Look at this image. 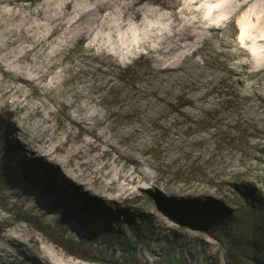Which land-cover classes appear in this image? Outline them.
I'll return each mask as SVG.
<instances>
[{"label":"rangeland","instance_id":"obj_1","mask_svg":"<svg viewBox=\"0 0 264 264\" xmlns=\"http://www.w3.org/2000/svg\"><path fill=\"white\" fill-rule=\"evenodd\" d=\"M0 114L15 162L39 157L65 186L161 224L100 246L68 240L65 223L50 232L0 209L1 249L16 241L40 264H249L230 253L238 229L226 218L206 211L186 223L157 201L234 209L235 185L264 194V0H0ZM18 193L6 194L55 217L39 190V208Z\"/></svg>","mask_w":264,"mask_h":264},{"label":"trees","instance_id":"obj_2","mask_svg":"<svg viewBox=\"0 0 264 264\" xmlns=\"http://www.w3.org/2000/svg\"><path fill=\"white\" fill-rule=\"evenodd\" d=\"M95 4L94 6L97 7V3ZM12 131L7 116L0 114V192L2 194L1 199H3L0 202V209L12 217V221L20 219L27 222L32 219L35 224L37 222V225L50 229V232L62 228V223H65L69 230L74 231V234L68 232V240L74 239L75 236H83L89 239L97 238L99 239L97 243L100 246H110L113 241L122 240L123 237L130 238V235L126 234L127 229H141L146 220L156 223L161 228L155 213L138 209L130 211L129 215L123 217L121 210L112 211L103 202L80 191L78 187L65 186L58 178L56 166L39 157H19L18 161L15 162L14 157L18 156L16 153L19 145H14L9 137ZM239 133H241L240 130ZM63 182L67 181L63 179ZM234 187L237 200L230 202L236 205L234 209H228L219 201L211 198L199 200L197 198L170 196L162 202L156 196L151 198L158 200L161 209L186 223L198 220L206 211L218 213L238 229L237 237L232 240L230 253L234 255L246 253L249 264H264V194L251 184H239ZM38 190L43 198L48 199V208L55 212V217L50 221L45 219L44 215L36 214L33 210L27 211L18 203L13 202L6 194L7 191H11L13 195L19 197L18 192L20 191L29 202L33 201L34 205L39 208L41 207L40 203L31 199L32 193ZM16 207L20 208L22 213L13 212L12 209ZM134 214L141 216L138 221H136ZM206 224L207 222L203 225ZM13 226L10 224L8 227L14 228ZM6 227L0 226V245ZM43 237L54 241L57 247H60L57 236L47 235ZM76 242L79 244L78 241ZM9 245V249H1L0 246V264H40L16 241L15 243L10 242ZM205 245L207 246L203 247V250L208 247L211 248L210 243L205 242ZM61 249L68 257L84 262V255H80V253L71 255L63 248ZM124 249L129 251L130 247ZM86 260L87 262L84 263L94 264L93 262L96 261L99 264H112L108 260L101 261L94 258ZM119 260L124 263L130 262L124 257Z\"/></svg>","mask_w":264,"mask_h":264},{"label":"bare ground","instance_id":"obj_3","mask_svg":"<svg viewBox=\"0 0 264 264\" xmlns=\"http://www.w3.org/2000/svg\"><path fill=\"white\" fill-rule=\"evenodd\" d=\"M53 243H54V241H53ZM55 244V243H54ZM57 246V245H56ZM60 248V247H59ZM61 249V248H60ZM61 251L63 252V250L61 249ZM63 253H65V252H63ZM71 258V257H70Z\"/></svg>","mask_w":264,"mask_h":264}]
</instances>
